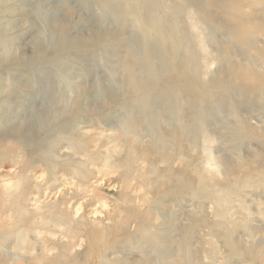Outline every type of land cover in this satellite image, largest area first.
I'll list each match as a JSON object with an SVG mask.
<instances>
[{"label":"bare ground","instance_id":"1","mask_svg":"<svg viewBox=\"0 0 264 264\" xmlns=\"http://www.w3.org/2000/svg\"><path fill=\"white\" fill-rule=\"evenodd\" d=\"M74 1L117 28L39 5L51 36L15 53L0 25V136L21 131L0 149V264H264V0Z\"/></svg>","mask_w":264,"mask_h":264},{"label":"rangeland","instance_id":"2","mask_svg":"<svg viewBox=\"0 0 264 264\" xmlns=\"http://www.w3.org/2000/svg\"><path fill=\"white\" fill-rule=\"evenodd\" d=\"M24 0H6L5 2H3V5H1V8L4 10L9 11L10 13H5L2 10H0V25L3 24L8 17H11L13 19V26L12 28L8 31V35L10 38L13 39V50L15 53L20 52V51H24V52H35L40 48V45H44L46 43V40L44 41L43 38L48 39L49 36H51L49 30L50 28L47 26V24L41 19V16L38 15V13L35 11V8L37 6H41L42 9L46 12V15L48 17L52 16V13L54 12V14L57 17L60 16H66L69 14V18L71 19V23L77 24L78 25V29H82L81 33L85 36L88 37L91 35V32L93 31L91 27L97 26V28L101 29V28H112L115 29L117 28V24L115 23H94L93 19H84L81 20V18H87L89 15V13L92 14H100V9L96 4H93L91 9L86 12L85 9L83 7H81V5L77 2H75L74 0H70L71 3V8L66 9L64 6L61 5H56L55 0H29L27 1V3H23ZM37 1H39L40 3H36ZM69 19V20H70ZM98 22V20H97ZM77 29V30H78ZM77 31L76 30H72L71 35L72 37H75V35L77 36ZM44 41V43H43ZM48 44V43H47ZM230 47V46H229ZM49 51H52V47L50 46L48 48ZM103 60V58H102ZM90 62L89 61H85L83 64ZM107 61L103 60V63L100 64L99 69L97 70L98 73H106L107 71ZM259 70L262 72H264L263 68L259 67ZM48 73V71H47ZM0 75L3 77L8 76V71L6 69L0 68ZM16 76V81H15V85H20L18 88H20L21 86H24V84L27 81V76L25 75L24 71L22 72V74L19 73H15ZM54 79L56 81V83L58 84V87L60 89L63 88V86L60 84V78L57 74H54ZM88 81L90 82L91 80L88 79ZM82 80L78 77H75V75L72 77V83L75 85V87L77 88L78 86L82 85ZM84 85L88 86L87 81H85ZM17 88V92L22 94L23 96V92H19ZM37 86L34 85V89H36ZM74 91H77L76 89ZM217 92L221 93V91L217 90ZM77 93V92H74ZM218 93V94H219ZM73 94V93H72ZM256 105V104H255ZM256 106L251 107V112L254 113V116L258 115V111H254L253 109ZM10 123H7L5 125V128L7 129L6 134H3L2 136H0V149H7L10 148L12 144H14L15 142H17L16 144L18 145V147L20 146L21 140L18 137V135H20L21 131H18V126L19 125V117H14L13 120H10ZM16 125V128L13 130L11 128V126ZM88 124V123H87ZM90 125V124H88ZM217 130V129H216ZM15 135V136H13ZM252 148H256V145L253 144L251 145ZM18 150V149H17ZM4 154V153H2ZM12 157L9 154H4L0 157V174H4V172H6L7 170H10L11 168H14L13 162H12ZM259 164H263L260 163ZM259 164H254V165H259ZM0 175V176H1ZM4 178L0 177V186L3 185L5 182L3 180ZM1 188V187H0ZM192 209L191 206H188V211H190ZM255 216L258 219H261L259 216H257L255 214ZM252 225H255L256 227H259L262 229V232H264V223H259V222H253ZM225 230H227L225 228ZM224 232V231H223ZM242 230H239L238 235H242ZM198 234H200V236H205L206 241L208 239L211 238V236H213L214 240H209L211 241V247L212 249L220 255H225L227 254L228 251V246L227 244L224 242V240H218L217 236L222 234L221 231L218 232H210L208 230L207 227L202 226L201 228H199V231L197 232ZM210 233H213V235H211ZM211 235V236H210ZM244 246H250L252 244H254L256 242V240H250L247 237H245V241H244ZM195 245V247H200L199 243L197 241H193V243ZM264 246V243L261 245ZM205 247H207V245H205ZM240 253V257L241 260L245 259L246 254H244L242 251H239ZM229 259V258H228ZM220 260V258H219ZM221 261V260H220ZM228 262H232L234 264H244L240 262H235L232 260H228ZM219 263V262H218ZM217 263V264H218Z\"/></svg>","mask_w":264,"mask_h":264}]
</instances>
